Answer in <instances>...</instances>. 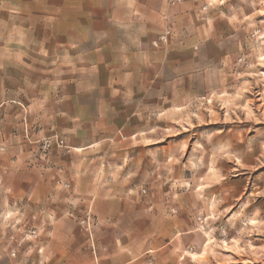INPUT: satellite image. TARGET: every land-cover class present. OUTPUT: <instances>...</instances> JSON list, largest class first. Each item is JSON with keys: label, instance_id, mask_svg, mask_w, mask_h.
<instances>
[{"label": "rangeland", "instance_id": "374dc122", "mask_svg": "<svg viewBox=\"0 0 264 264\" xmlns=\"http://www.w3.org/2000/svg\"><path fill=\"white\" fill-rule=\"evenodd\" d=\"M53 1L41 0L38 10L25 4L32 17L25 20L31 24L25 29L39 28L42 36L26 34L24 44L48 45L51 37L44 32L64 27V6L57 4L55 13ZM166 2L184 6L177 21L183 31L176 37L169 25L162 26L152 41L154 47L169 50L168 68L163 69L167 84L152 88L182 97L170 100L164 112L153 107L147 115H139L137 108L135 117L118 110L99 116L92 109L71 110L75 102L62 94L80 97L113 87L98 84L83 71L66 84L58 71L56 87L42 85L44 91L29 103L32 116L26 117V124L31 128L26 127L23 139L32 148L25 156L46 159L56 152L58 157L89 156L98 162L136 157V181L130 189L136 191L138 206L149 211L155 200L170 215L185 220V247L173 251L170 246V264H264V0ZM70 7L75 33L88 16H97L104 0H90L88 5L74 0ZM20 12L22 6L8 5L12 18H19ZM165 32L166 39L159 41ZM55 39L64 44V36ZM73 40L72 46H78ZM189 44L194 45L192 52ZM192 53L191 63H180ZM48 62L41 64L47 75ZM158 71L152 70L156 75ZM145 128L147 132L141 131ZM91 143L83 153L81 147ZM124 169L126 164L120 165V172ZM6 219L11 222L9 240L16 247L36 238L37 230L28 225L15 228L10 212ZM78 225L95 255L91 213L79 217ZM11 250L10 255L16 253Z\"/></svg>", "mask_w": 264, "mask_h": 264}, {"label": "crops", "instance_id": "0c3cea01", "mask_svg": "<svg viewBox=\"0 0 264 264\" xmlns=\"http://www.w3.org/2000/svg\"><path fill=\"white\" fill-rule=\"evenodd\" d=\"M40 1L0 0V264H170V246L173 251L185 247V237L181 236L185 220L178 214L170 215L155 200L149 211L138 206L136 191L130 189L136 181V157L126 162H119L122 159L118 157L104 162L89 156L58 157L56 152H50L46 159L26 157L25 150L32 147L23 138L26 127L31 128L26 124V117L32 116L29 103L44 91L42 85L56 87L58 71L66 84L74 73L83 71L98 84L113 87L80 97L65 92L64 98L75 102L71 110L92 109L104 117L112 115V110L128 117H135L137 108L139 115L143 111L151 114L153 107L166 111L170 100L182 96L153 91V85L167 84L163 69L168 68L169 50L154 47L152 41L166 25L173 36L182 35L177 21L184 6H169L166 0H104L97 16H88L74 33L70 7L74 0H54L55 13L57 4L64 6V27L44 32L51 37L48 45H26L22 37L42 36V32L36 27L25 29L31 25L25 20L32 18L25 4L38 10ZM80 1L90 4V0ZM9 4L22 6L19 18L8 13ZM36 19H40L39 14ZM57 36L65 37L64 44L58 45ZM73 38L78 46H72ZM193 49L189 44V51ZM193 59L192 53L180 63ZM46 60L48 75L41 70ZM76 60L79 64L74 66ZM75 67L79 72H73ZM152 70L159 71L156 75ZM92 146L86 144L81 149L87 153ZM125 164L126 169L120 172V165ZM9 212L16 218L15 228L28 225L37 230L28 245L16 247L10 242ZM89 212L96 223L93 256L78 225V218ZM13 248L16 256L13 252L10 255Z\"/></svg>", "mask_w": 264, "mask_h": 264}, {"label": "built area", "instance_id": "2783aa9c", "mask_svg": "<svg viewBox=\"0 0 264 264\" xmlns=\"http://www.w3.org/2000/svg\"><path fill=\"white\" fill-rule=\"evenodd\" d=\"M172 1L174 2L175 0H172ZM176 1L180 2V0H176ZM167 34H168V32H165V34L161 35L159 37V41H164L166 39ZM12 256H14V254H12Z\"/></svg>", "mask_w": 264, "mask_h": 264}]
</instances>
